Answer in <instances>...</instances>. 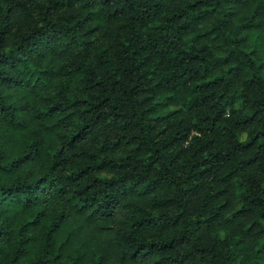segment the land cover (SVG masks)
<instances>
[{"label":"trees","instance_id":"16d2710c","mask_svg":"<svg viewBox=\"0 0 264 264\" xmlns=\"http://www.w3.org/2000/svg\"><path fill=\"white\" fill-rule=\"evenodd\" d=\"M0 264H264V0H0Z\"/></svg>","mask_w":264,"mask_h":264}]
</instances>
